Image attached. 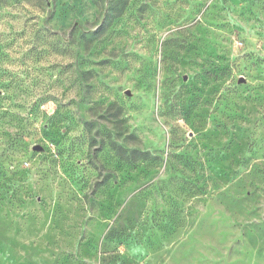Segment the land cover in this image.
<instances>
[{
	"label": "rangeland",
	"instance_id": "1",
	"mask_svg": "<svg viewBox=\"0 0 264 264\" xmlns=\"http://www.w3.org/2000/svg\"><path fill=\"white\" fill-rule=\"evenodd\" d=\"M0 264H264V0H0Z\"/></svg>",
	"mask_w": 264,
	"mask_h": 264
},
{
	"label": "trees",
	"instance_id": "2",
	"mask_svg": "<svg viewBox=\"0 0 264 264\" xmlns=\"http://www.w3.org/2000/svg\"><path fill=\"white\" fill-rule=\"evenodd\" d=\"M135 153H137V154H138V152H137V151H135ZM143 154H145V153H143Z\"/></svg>",
	"mask_w": 264,
	"mask_h": 264
}]
</instances>
